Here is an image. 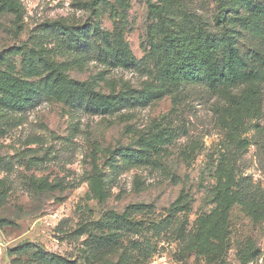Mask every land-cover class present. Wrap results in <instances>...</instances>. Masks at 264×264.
Masks as SVG:
<instances>
[{
    "label": "rangeland",
    "instance_id": "rangeland-1",
    "mask_svg": "<svg viewBox=\"0 0 264 264\" xmlns=\"http://www.w3.org/2000/svg\"><path fill=\"white\" fill-rule=\"evenodd\" d=\"M160 13L224 30L216 0H0V264H264V83L163 84Z\"/></svg>",
    "mask_w": 264,
    "mask_h": 264
},
{
    "label": "trees",
    "instance_id": "trees-1",
    "mask_svg": "<svg viewBox=\"0 0 264 264\" xmlns=\"http://www.w3.org/2000/svg\"><path fill=\"white\" fill-rule=\"evenodd\" d=\"M254 1L216 0L215 20L224 29L220 34L210 32L203 26L181 25L167 21L164 14L160 13L157 65L162 83L179 85L204 81L211 88H216L223 81L236 83L239 80H252L264 83V57L257 55L259 58L254 60L241 56L233 35L229 33V26L234 24L235 19H240L229 15V12L238 6L248 7L249 19L255 26L253 31H262L264 6L261 4L253 6ZM141 97L133 95L128 99L146 102V98ZM122 101L124 99L91 100L100 110L116 109ZM0 103H5L1 97ZM148 141L155 152H160L170 141L168 128H158L156 125V130L150 133ZM122 162L126 167H135L152 163V158L147 151L125 152L122 155Z\"/></svg>",
    "mask_w": 264,
    "mask_h": 264
}]
</instances>
